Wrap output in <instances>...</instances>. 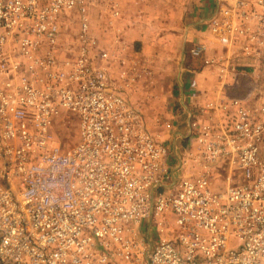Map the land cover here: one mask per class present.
<instances>
[{
  "label": "built area",
  "instance_id": "obj_1",
  "mask_svg": "<svg viewBox=\"0 0 264 264\" xmlns=\"http://www.w3.org/2000/svg\"><path fill=\"white\" fill-rule=\"evenodd\" d=\"M119 1L0 0V264H264V106L197 107L167 161L128 100L142 80L151 94L146 69L95 33ZM248 1L217 0L208 28L224 54L261 42L264 0ZM223 60L205 63L225 91ZM62 112L76 118L66 150Z\"/></svg>",
  "mask_w": 264,
  "mask_h": 264
},
{
  "label": "crops",
  "instance_id": "obj_2",
  "mask_svg": "<svg viewBox=\"0 0 264 264\" xmlns=\"http://www.w3.org/2000/svg\"><path fill=\"white\" fill-rule=\"evenodd\" d=\"M216 1L120 0V18L111 25L103 21L101 28L106 32H95L100 47L113 52L117 59L119 54L125 68L134 67L139 74L146 68L147 76L144 70L143 75L148 83L165 81L159 90L150 89L149 97L133 93L128 100L136 106L142 103L141 107L147 108L145 112L157 111L160 122H169L168 128L176 124L180 129H187L188 117L198 111L197 107L214 106L224 97H241L236 90L243 92L238 79L236 85L233 84L235 77L230 79L232 75L237 77L232 68L251 66L252 56L245 58L240 52L224 54L227 44L223 37L213 38L208 26L218 15ZM198 44L207 46L205 56L191 57L189 51ZM121 46L125 47L124 52L120 51ZM209 58H226L222 65L230 73L223 79L230 84L224 87V92L214 67L205 63ZM177 133V136L184 135L182 130Z\"/></svg>",
  "mask_w": 264,
  "mask_h": 264
},
{
  "label": "rangeland",
  "instance_id": "obj_3",
  "mask_svg": "<svg viewBox=\"0 0 264 264\" xmlns=\"http://www.w3.org/2000/svg\"><path fill=\"white\" fill-rule=\"evenodd\" d=\"M218 2L216 1V5ZM248 10H254L252 5V0L248 1ZM253 13V12H252ZM252 21V20H251ZM251 23V22H250ZM214 38V37H213ZM256 41V40H255ZM259 41L256 43H250L252 41H248L245 38H242L240 44H248L253 45L252 48V61L253 64L251 66L248 65H238L235 67V72L238 74V85L243 86V92L236 90V92L241 93V97L231 96V98H240L246 100V104L250 108H255L256 106H264V34L260 37ZM234 52H240L239 45L235 46ZM254 52L256 53L254 55ZM238 58V57H237ZM146 69V68H144ZM214 72H219L215 68H212ZM216 73V74H217ZM157 74V71L154 72ZM240 76V79H239ZM154 77H157L156 75ZM165 81L155 80L153 83L152 90H159L160 86L164 84ZM224 87H228L224 86ZM145 81L142 80V84L139 88V94L142 96L144 93ZM224 92V91H223ZM250 94V97L248 96ZM144 99V97H143ZM141 103V102H140ZM139 109L141 110V114L144 120V124L146 126V130L156 137L158 141L162 142L169 152V157L167 161L173 162L174 159H177L178 155L174 153V149L177 148V145H173L174 142H178L177 140V132L181 130L184 132V135L187 133V129H180V125H174L173 128H167L163 120L160 122L159 113L157 111L153 112L151 110L146 111V107H141L142 103L139 104ZM143 106V105H142ZM175 115V114H174ZM60 118L57 120L55 125V136L59 141V145L63 150L71 148L76 142V121L75 117L62 112L59 116ZM177 126V127H176ZM181 134V133H179Z\"/></svg>",
  "mask_w": 264,
  "mask_h": 264
}]
</instances>
